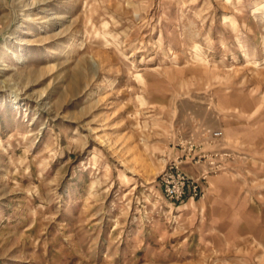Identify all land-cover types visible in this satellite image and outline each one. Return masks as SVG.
Wrapping results in <instances>:
<instances>
[{
  "label": "rangeland",
  "instance_id": "obj_1",
  "mask_svg": "<svg viewBox=\"0 0 264 264\" xmlns=\"http://www.w3.org/2000/svg\"><path fill=\"white\" fill-rule=\"evenodd\" d=\"M0 264H264V0H0Z\"/></svg>",
  "mask_w": 264,
  "mask_h": 264
},
{
  "label": "built area",
  "instance_id": "obj_2",
  "mask_svg": "<svg viewBox=\"0 0 264 264\" xmlns=\"http://www.w3.org/2000/svg\"><path fill=\"white\" fill-rule=\"evenodd\" d=\"M179 188H180L179 183L173 181L171 185L166 186L167 194H169L170 196H177L180 193ZM175 199H178V197Z\"/></svg>",
  "mask_w": 264,
  "mask_h": 264
},
{
  "label": "bare ground",
  "instance_id": "obj_3",
  "mask_svg": "<svg viewBox=\"0 0 264 264\" xmlns=\"http://www.w3.org/2000/svg\"><path fill=\"white\" fill-rule=\"evenodd\" d=\"M10 91L12 92L13 99L16 100L19 96V93L14 87H10Z\"/></svg>",
  "mask_w": 264,
  "mask_h": 264
}]
</instances>
